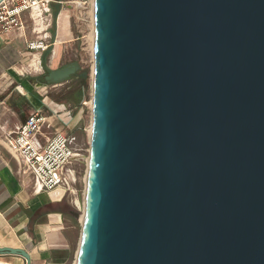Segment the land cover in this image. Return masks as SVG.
<instances>
[{
	"label": "water",
	"instance_id": "95a60500",
	"mask_svg": "<svg viewBox=\"0 0 264 264\" xmlns=\"http://www.w3.org/2000/svg\"><path fill=\"white\" fill-rule=\"evenodd\" d=\"M92 112L76 264H264V0H95Z\"/></svg>",
	"mask_w": 264,
	"mask_h": 264
},
{
	"label": "crops",
	"instance_id": "0c3cea01",
	"mask_svg": "<svg viewBox=\"0 0 264 264\" xmlns=\"http://www.w3.org/2000/svg\"><path fill=\"white\" fill-rule=\"evenodd\" d=\"M44 1L45 6L37 3L23 11L21 28L0 33V246L26 249L31 255L32 264H52L55 250L52 239L56 240L63 228L61 217L62 226L55 236L56 213L52 204L62 202L68 194L74 195L79 177L70 184L58 187L61 189L45 190L5 141V131L18 129L37 109L47 115V133L64 131L76 134L68 129L74 116L72 112L69 114L66 104L52 101L54 105H51L45 101L46 97L41 98L37 94L40 87L61 83H48L45 80V75L53 69L45 64V60L51 54L52 62L60 54V49L66 47L60 44L70 41L73 36L69 20L68 31L65 26H58V18L60 23L62 14H66V0ZM57 2H61L58 14L54 6ZM38 40H44L47 48L30 50L29 43ZM44 65L48 72L44 75V82H41L31 73L43 69ZM32 97L41 103H35ZM22 102L32 109L27 115L19 112L23 109ZM60 191L64 192L61 199L51 198L54 192ZM0 264H26V261L21 255L3 254L0 255Z\"/></svg>",
	"mask_w": 264,
	"mask_h": 264
},
{
	"label": "rangeland",
	"instance_id": "374dc122",
	"mask_svg": "<svg viewBox=\"0 0 264 264\" xmlns=\"http://www.w3.org/2000/svg\"><path fill=\"white\" fill-rule=\"evenodd\" d=\"M66 14L58 18V26L66 28L68 31V20L73 32L70 41L61 43L65 47L60 49V54L51 62L50 55H47L45 64L50 68H59L70 63H77L80 66L79 72L71 75L67 80L57 86L48 84L46 87L38 88L37 94L45 98V101L65 103L66 107L72 112L74 119L71 121L69 131L75 132L78 136V144L81 147V155L75 162L78 168L79 177L76 184V193L68 194L62 202L52 204L53 212L60 214L63 218L56 215V232L61 226L59 237L54 240V254L52 264H75L77 261L78 248L82 233L83 213L85 205L86 180L88 170V159L90 153V139L92 132V99H93V70H94V1L93 0H66ZM68 15V18H67ZM63 40V39H61ZM48 71L37 69L31 73L41 82H44V75ZM79 73L87 75V86L84 88V96L81 99L76 98V89L83 84ZM16 84V83H15ZM44 84V83H43ZM39 85V84H37ZM41 85V84H40ZM14 87L11 86L10 89ZM19 99V98H18ZM35 103H41L32 97ZM21 101V99H20ZM17 104V103H16ZM22 115L31 112V107L26 102H22ZM17 114L19 107H17ZM67 129V128H66ZM63 191L54 192L52 199H61ZM65 215V216H64ZM54 236V237H55Z\"/></svg>",
	"mask_w": 264,
	"mask_h": 264
},
{
	"label": "built area",
	"instance_id": "2783aa9c",
	"mask_svg": "<svg viewBox=\"0 0 264 264\" xmlns=\"http://www.w3.org/2000/svg\"><path fill=\"white\" fill-rule=\"evenodd\" d=\"M44 0H2L0 2V33L23 26L22 13ZM44 40L29 43L30 50L47 48ZM67 109V108H66ZM68 110V109H67ZM70 114V110H68ZM47 115L33 111L16 130L5 131L7 145L20 157L45 190L51 191L75 181L79 175L75 162L81 155L76 146L78 137L64 131L46 132Z\"/></svg>",
	"mask_w": 264,
	"mask_h": 264
},
{
	"label": "trees",
	"instance_id": "16d2710c",
	"mask_svg": "<svg viewBox=\"0 0 264 264\" xmlns=\"http://www.w3.org/2000/svg\"><path fill=\"white\" fill-rule=\"evenodd\" d=\"M79 77L81 80H83V84H81L77 89H76V98L77 99H81L83 98L84 96V88H86L87 86V75L85 73H79ZM49 97H46V99H48ZM51 105H54L53 102H51ZM54 215H57V216H60V214L56 213ZM61 217V216H60Z\"/></svg>",
	"mask_w": 264,
	"mask_h": 264
},
{
	"label": "bare ground",
	"instance_id": "6f19581e",
	"mask_svg": "<svg viewBox=\"0 0 264 264\" xmlns=\"http://www.w3.org/2000/svg\"><path fill=\"white\" fill-rule=\"evenodd\" d=\"M94 1V11H95V0ZM87 181V180H86ZM57 189H61V188H57ZM56 190V189H55ZM84 209H85V205H84ZM83 220H84V213H83ZM76 264V263H75Z\"/></svg>",
	"mask_w": 264,
	"mask_h": 264
},
{
	"label": "flooded vegetation",
	"instance_id": "af4514ba",
	"mask_svg": "<svg viewBox=\"0 0 264 264\" xmlns=\"http://www.w3.org/2000/svg\"><path fill=\"white\" fill-rule=\"evenodd\" d=\"M76 146L80 147L79 144H78V141L76 142ZM65 216V215H64Z\"/></svg>",
	"mask_w": 264,
	"mask_h": 264
}]
</instances>
